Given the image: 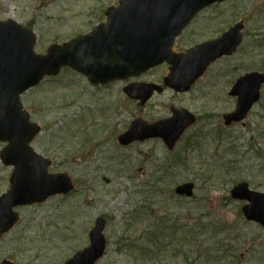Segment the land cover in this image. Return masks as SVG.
I'll use <instances>...</instances> for the list:
<instances>
[{"label":"rangeland","instance_id":"obj_1","mask_svg":"<svg viewBox=\"0 0 264 264\" xmlns=\"http://www.w3.org/2000/svg\"><path fill=\"white\" fill-rule=\"evenodd\" d=\"M114 2L0 0V19L32 24L36 52L44 53L51 44L90 29L102 18L92 13ZM263 8L264 0H225L191 22L176 50L215 39L240 20L246 23V38L237 53L215 62L188 93L165 90L140 106L123 93V83L95 88L64 70L23 94L24 106L43 126L34 147L53 160L52 172H67L76 189L18 208L20 221L0 240V261L63 264L88 246L89 233L103 216L107 248L96 264H264V227L244 218V203L234 201L229 191L244 179L264 191V160L254 158L257 151L264 153V89L245 124L227 127L222 117L235 109L237 99L229 93L236 80L252 70L264 72V46L256 41L264 37ZM167 71L158 66L139 81L162 82ZM182 108L197 114L198 121L174 150L160 139L118 143L136 118L153 123ZM4 146L0 143V151ZM175 156L182 166L171 167L165 176ZM12 171L0 160V195L10 186ZM184 182L195 183L192 198L176 195ZM207 222L228 229L220 235L217 255L214 240H205L211 235L202 226ZM154 231L161 245L152 239ZM189 234L200 240L188 241Z\"/></svg>","mask_w":264,"mask_h":264},{"label":"water","instance_id":"obj_2","mask_svg":"<svg viewBox=\"0 0 264 264\" xmlns=\"http://www.w3.org/2000/svg\"><path fill=\"white\" fill-rule=\"evenodd\" d=\"M224 0H121L108 10V22L63 45H52L47 54L34 52L36 36L16 21H0V141L8 142L0 159L14 166L10 188L0 196V238L19 220L15 208L41 203L58 194H69L74 183L67 173H50L52 161L43 157L30 143L41 127L30 121L23 109L20 94L39 84L46 75H57L63 66L85 74L95 84L138 76L165 61L171 64L165 85L177 91H188L204 74L210 63L230 56L243 41L244 22H238L212 41L198 44L186 53L172 50L175 38L206 6ZM264 73L250 71L239 77L230 95L237 97L233 112L224 114L226 125L242 123L260 101ZM125 92L142 104L155 90L154 83H133ZM196 122L186 109L154 124L135 120L120 137L127 145L137 140L161 137L173 148L184 131ZM195 184L186 182L176 193L192 197ZM234 200L247 201L242 211L250 221L264 226V192L253 190L245 180L232 188ZM106 220L99 217L90 232V244L64 264H95L104 255ZM0 264H14L5 259Z\"/></svg>","mask_w":264,"mask_h":264},{"label":"trees","instance_id":"obj_3","mask_svg":"<svg viewBox=\"0 0 264 264\" xmlns=\"http://www.w3.org/2000/svg\"><path fill=\"white\" fill-rule=\"evenodd\" d=\"M264 9V8H263ZM258 43H259V46H264V37L263 36H260L257 40H256ZM262 62H264V59H263V61ZM264 66V65H263ZM263 69V68H262ZM249 142H251V139H249ZM177 157H179V156H175V157H173V161H171L172 163H170L169 165H167V167L166 168H164V174H165V176H168V173L167 172H170V170H171V167H173V166H182V160H178L177 162H174V160H176V158ZM259 158L261 161H263L264 160V153L262 152V151H257L256 152V155L254 156V158ZM232 163H234V162H232ZM228 199H229V197H228ZM207 225L208 226V233H211V235L210 236H207L206 238H205V240L207 241V242H209L210 243V240H214V245L216 246L215 247V249H214V252L216 253V255L217 254H219V253H221V245H222V242L220 241V239H221V237H220V235L222 234V236H224V233H226L227 231H228V229L227 228H225V227H223L222 225H223V223H222V225H221V223L218 225V227L216 226L217 225V223L215 222V223H213V225H211V223L210 222H207V223H202V226L203 227H205L204 225ZM210 228H211V231H210ZM158 229H159V227H158ZM163 229H164V227H163ZM176 230H179V229H177L176 228ZM222 231V232H221ZM182 233V235H185L186 234V231H183L182 232V230L180 229V234ZM156 231H154V233H153V240L154 241H157V243H156V245H158V244H160L161 245V242H160V240H159V238H156V237H154V236H156ZM188 234V233H187ZM185 235V236H188V235ZM189 236H190V240H188L187 238L185 239V240H183V242L184 241H193V242H195L196 241V239L197 240H200V238L199 237H197V236H191V234H189ZM219 236V237H218ZM192 238V239H191ZM224 240V239H223ZM200 243H198V244H195V245H199ZM212 244V243H211ZM159 245V246H160ZM143 250H146L145 248L143 249ZM218 259H221L220 258V256L218 255Z\"/></svg>","mask_w":264,"mask_h":264},{"label":"flooded vegetation","instance_id":"obj_4","mask_svg":"<svg viewBox=\"0 0 264 264\" xmlns=\"http://www.w3.org/2000/svg\"><path fill=\"white\" fill-rule=\"evenodd\" d=\"M92 15H98L99 17L100 16H102V18H101V20H99L98 21V23L99 22H101V21H104V19L106 18V9H105V11H104V9L103 8H100V9H97V10H95L93 13H92ZM27 26H32V24H27ZM93 27V26H92ZM89 29V28H88ZM90 29H92L91 27H90ZM88 31V30H87ZM112 84H114V85H118V84H122V82H115V83H112ZM124 87V86H123Z\"/></svg>","mask_w":264,"mask_h":264}]
</instances>
